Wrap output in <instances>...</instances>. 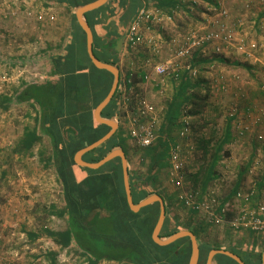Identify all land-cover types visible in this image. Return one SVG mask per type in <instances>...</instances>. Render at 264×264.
I'll list each match as a JSON object with an SVG mask.
<instances>
[{
	"label": "rangeland",
	"instance_id": "1",
	"mask_svg": "<svg viewBox=\"0 0 264 264\" xmlns=\"http://www.w3.org/2000/svg\"><path fill=\"white\" fill-rule=\"evenodd\" d=\"M230 7L232 17H243L244 32L248 37L264 42V0H234ZM76 8L45 0H0V102L3 95L12 93L20 85V77H22L20 71L24 66L21 55L32 57L47 50L56 26L60 28L58 27V43L54 47L58 48L55 51L61 49L72 27L70 22L73 16H76ZM201 8H204L203 1L193 13L198 18L201 15ZM199 23L200 20L194 18L192 25L178 26L177 31L172 30L171 33L184 32ZM84 49L89 55L87 45ZM217 56L222 59L214 60V67H210L207 61ZM30 63L34 66L33 61ZM191 64L198 72L196 76L187 78L192 83L187 93L191 95V102L185 104L180 116L182 120L184 113L190 115L191 140L196 144L194 150L183 145L187 159V186L193 188V179L187 177L204 163L202 150L199 151L197 147L200 138H209L213 135V139L214 133L217 136L215 138L221 137L226 122L231 116L234 117L236 132L243 125L249 124L251 127L250 131L239 138L245 139L244 147H248L246 150L248 158L253 156V159L263 160L259 174L249 173L259 179L262 176L261 172L264 171V145L256 143L255 135L257 131L264 132V122L257 120L261 109L264 108V97L260 90L258 75L253 74L251 66L240 61L235 53L223 57L213 52L211 48L195 56ZM217 74L225 75L226 90L219 89L212 82ZM237 75L239 78L236 77ZM181 79H166L165 88L159 93L156 103L159 107L161 128L167 119L168 106ZM27 109L28 113L26 108L19 104H13L8 110L0 109V252L3 261L8 264H51L49 251L53 250L58 252L57 264H85V255L79 250L71 247L60 248L53 237L46 232L47 227L54 230L62 229L67 223L63 218L51 216L53 199L51 189L54 186L46 184V181L42 182L45 179L47 182L51 181V169L43 172L48 167H44L35 157L36 147L31 150L20 149L19 141L22 139L25 127L34 124V110ZM179 130L178 139L173 143L183 142ZM171 135L176 137V130H173ZM41 142H43L44 156L47 157L50 144ZM160 171L161 180L168 179L166 169ZM234 174L231 175L234 178L227 175L217 177L210 184L209 189L221 199L230 197L236 180ZM200 179L201 176H199V185ZM170 184L174 186L171 182ZM184 209L191 211L186 206ZM193 215L192 213L191 216ZM193 217L194 220L198 219L197 216ZM207 225L209 231L214 229V235L217 234L215 229L219 227L218 225L212 222Z\"/></svg>",
	"mask_w": 264,
	"mask_h": 264
},
{
	"label": "trees",
	"instance_id": "2",
	"mask_svg": "<svg viewBox=\"0 0 264 264\" xmlns=\"http://www.w3.org/2000/svg\"><path fill=\"white\" fill-rule=\"evenodd\" d=\"M45 1L67 4L75 9L77 6L93 0ZM162 1L164 3H161L160 0L158 3L170 7H175L180 2V0ZM120 4L127 8L121 16L124 22L128 20V17H131L133 12L135 13L138 10L139 0H127ZM105 7L109 8L110 6L104 5L85 14L86 20L95 32L93 47L98 57H100L99 55H116L114 54L116 42L105 45L106 41L99 37L95 31V27L101 22V13ZM72 28L71 43L68 45L67 53L62 54L66 55L64 56L65 61L62 63L60 57L57 65L58 71L61 73L66 72V74L57 81L51 80L44 83L22 82L15 91L3 95L0 102V109L4 110H8L13 104L23 102H28L32 109H35L36 105L39 107L37 116H35L36 123L27 125L24 129L23 137L19 141L20 149L31 150L43 140L42 134L48 135L54 149V155H56L54 161L58 169V176L63 183H68L67 171L71 166L70 159L73 157L74 152L98 140L110 130L108 125L95 121L93 117L94 108L99 100L96 99L95 102L88 103V105L84 104V101L87 102L90 98L88 92L90 87L86 85L85 72H76L75 48L78 42H81L85 47L87 37L75 15L72 19ZM106 61L111 62L110 60ZM236 64L241 63L236 62ZM88 70V73L96 74L97 77L108 78L107 83L106 81L102 83L103 79L101 82L92 80L94 90L106 84L109 88L111 87L113 74L109 70L98 68L93 63H91ZM181 78L166 112L167 119L160 131L162 137H159L157 143L146 148V154L150 156L153 165L160 169L170 163L168 157L173 143L172 140H174L171 133L173 130L178 131L181 128L182 108L186 103L191 102V95L187 93L192 83L185 77ZM67 101H71L72 105L66 108ZM114 101L113 99L103 109L102 114L104 117H112L116 114L113 111L116 107ZM233 119V116L228 118L221 137L215 138L217 136L214 133L213 139V135L209 138L202 137L199 144H197V147L202 150L204 163L198 167L197 171L190 173L187 178L193 179V189L200 192V195L208 192L210 184L218 177L216 167L221 158L220 152L224 144L232 139ZM121 133L119 132L118 136L114 134L103 144L88 151L87 154L91 156L88 161L97 162L111 150L124 147L123 141L120 140L123 137ZM88 137H91V139H87ZM49 162L47 161V164ZM105 170H110L112 174L102 179L101 185H95L97 178L92 175L88 176L86 181L81 184L82 196L84 195L82 200H77L71 195V191L78 186L71 188L68 183L69 187L64 188L66 204L57 214L60 216L67 214L69 223L62 229L54 230L49 227L46 229V232L53 237L60 248L75 244L81 250V253L87 257L89 264H98L105 259L118 262L127 260L131 264H188L192 252L189 238L183 244L176 241L166 245L158 244L153 240L152 233L160 214L158 203L155 204L151 212L144 210L146 216L143 217L144 211L135 212L130 208L123 184V169L120 157L107 162L99 170L88 169V172L94 173ZM68 174L70 177L72 176L71 170L68 171ZM199 176H201L200 185L198 184ZM152 180H155V176L152 177ZM238 190L239 184L233 189L231 196H235ZM153 192L144 193L141 199ZM133 193L136 194L134 190ZM134 200L139 202V196H135ZM190 209L193 214L197 212L192 208ZM182 229L183 225L175 223L173 217L168 215L160 236L165 238ZM194 232L199 238V232L196 229H194ZM203 247L207 250L211 248L207 245H203ZM233 251L238 253L247 264H262V251L254 253V250H249L244 254L234 248ZM49 252L51 264H57L58 252L53 250ZM218 257L227 263L239 264L228 255L221 254Z\"/></svg>",
	"mask_w": 264,
	"mask_h": 264
},
{
	"label": "crops",
	"instance_id": "3",
	"mask_svg": "<svg viewBox=\"0 0 264 264\" xmlns=\"http://www.w3.org/2000/svg\"><path fill=\"white\" fill-rule=\"evenodd\" d=\"M94 1V0H93ZM126 2L127 0H108L104 5H109L110 7H105L104 10L102 11V19L101 22L97 24L95 27L96 34L99 35V37L103 38L106 42V44H109L111 42H116V48L114 50V54L116 55H99L103 59H100L107 62L106 60H110L112 64L116 65L119 69V82L118 86L116 88V91L112 97V99L109 101H113L116 103V107H114L113 111L116 113L112 117H104L102 114L103 109L109 104H107L101 111V115L104 118V120H113L116 123V127L114 130V134H119V132H122V137L120 140L123 141L124 147H117L113 150L121 149L124 151L126 158H127V167H128V175H129V181L131 185V191H132V196L133 200L135 196H139L140 200L139 202H134L135 203H140L142 200L145 198L141 199V196L144 193H149L151 191H154L152 194H159L163 198V203L165 205L166 209V218L168 215H171L173 217V220L175 223H179L183 225L182 230H190L194 232V229H196L199 233V238L197 236V240L199 243L200 247V252H199V258L196 264H208V258L211 250L218 249V250H229L233 251V248L238 250L241 254L246 253L249 250H254V253L258 251H264V234L260 233H255L250 230L242 229V230H236L232 227H230L227 224H221L218 225L216 232L217 234L214 235V229H210V231L207 229L210 221H208L205 217L200 212H196L193 216H197L198 219H195V217L191 216L192 212L187 209H184V204L182 201H180V192L181 190L172 187V185L169 182V179H166L165 181L161 180V169L164 170L166 169V172H168L170 163L163 167V168H158L157 166L153 165V162L146 154V148L141 149L135 142L134 140L127 135L126 128L124 121L121 117V114L123 113V105H122V98L120 92L123 91L122 88L126 87L127 89L130 87H134V89H137L138 92L148 96L150 99H152L155 103L158 101L159 98V93L163 92V89L165 86L162 83H154L152 81H147L145 80L144 76L147 71L151 70L150 66L147 64V59L151 57L155 61V56H153V53L150 49L146 47H139L137 50H131L128 48L126 42H125V32L127 30V27L129 26L130 22L132 21V18H134L136 12L131 15V17H128L127 21H124L121 19V16L124 14L125 9H127L125 6H121L120 3ZM159 0H139V7L138 9L145 5L148 7H154L158 6L160 8L170 10L171 7L169 5H162L158 3ZM161 3H164L162 0H160ZM182 2V9L177 13L176 17V25H179L181 27H186L190 26L193 24L194 18H197V20H200L201 18H198L197 16L194 15L192 10H190L189 4L187 3L188 0H180ZM89 3V2H88ZM86 4V3H85ZM67 5V4H66ZM84 5V4H83ZM104 5L100 6L103 7ZM81 6V5H80ZM70 7V6H69ZM79 6H77L78 8ZM99 7V8H100ZM76 8V10H77ZM77 19V17H76ZM78 21V20H77ZM72 22V21H71ZM70 22V25H72ZM79 23V22H78ZM58 27L56 26L54 28L55 34L53 37L50 38V47L45 50L43 53L39 55H33L32 57L30 56H25L21 55L22 62L24 64L23 69L20 71V74L22 77H20V85L22 82H34V83H44L47 81H57L60 80L66 72H60L58 71V60H60L61 57V62L63 63L65 61L66 54L67 53V48L68 45L71 43L72 40V33H73V28H70V31L67 34V37L65 38L64 44L61 46V49L59 51H55V48L57 43H58ZM92 27V26H91ZM60 28V27H59ZM93 29V28H92ZM177 31V29H174ZM94 32V29H93ZM123 39V42H122ZM94 40H95V32H94ZM54 43V45H53ZM55 46V47H54ZM75 61H76V72L82 73L85 72V80H87V84L90 88L88 89V92L90 94V98L84 101V104L88 105V103L95 102L96 99L99 100V103L97 106L94 108L93 111V117L95 121L100 122L97 120L95 116V110L98 107V105L106 99V97L109 95L115 81V76L113 74V81L112 85L109 88L106 85L99 87L98 89L92 88L93 86V81L97 80L99 82L102 81L103 77H97V75H93L89 72V66L91 65L92 60L90 58V55H84L86 54V51L84 49V46L82 45L81 42H78L76 44L75 48ZM203 52V50L196 52L194 55L198 56ZM68 56V55H67ZM97 56V55H96ZM194 56V58H195ZM216 56V55H214ZM98 57V56H97ZM193 58V59H194ZM216 58V59H215ZM106 59V60H105ZM222 59L221 57H212L210 58L207 62L212 65L214 64V60ZM30 61L34 62V66L31 65ZM67 61V58H66ZM193 61V60H192ZM69 62V61H68ZM116 62V63H115ZM209 66V65H208ZM31 67V68H30ZM30 72V73H29ZM188 69L184 70V74H187ZM72 73V72H71ZM74 73V72H73ZM107 79H103L102 83H104ZM131 80V82H130ZM125 81L129 82L128 84H125ZM107 83V81H106ZM97 87V86H95ZM85 98V97H83ZM83 101V100H80ZM19 105H23L24 108H26V113H28L27 108H31V105L28 102H23V103H18ZM72 102L67 101L66 103V108L67 106H71ZM158 105V104H157ZM32 109V108H31ZM35 116H37V113L39 111V107L36 105V108L33 109ZM26 117V116H25ZM34 123H36V119L34 117ZM108 125L110 127V132L113 128L109 123L106 122H100ZM107 132V133H108ZM106 133V134H107ZM173 133V132H172ZM171 133V134H172ZM24 134V133H23ZM104 134V135H106ZM43 135V140L44 143L47 145L48 143L50 144V150L47 151V157H45L44 149L42 148L43 142L37 143L35 145L36 150H35V157L43 163L46 171L43 172H48L47 169H51L50 172L52 173V179L51 181L47 182V180H43L42 182L46 181V184H52L54 187H52V207H51V216L56 217V218H63L65 219L66 223H69V216L67 214H64V216H60L57 214L60 209H62L66 201L64 199V188L65 187H76V189L71 191V195L77 199V200H82V188H80L81 184L86 181V178L88 176L92 175L97 178V181L95 185H101V180L106 178L107 176H111L110 170H105V171H100V172H94L90 173L88 172V169H93V170H99L102 166L105 164H102L98 167H93L90 166V163H95L88 161L89 157H91L89 154H87L88 151L84 152L81 155L82 160L85 163H80L77 160V153L80 149L76 150L73 154V157L70 159L71 166L68 168V171L71 170L72 176L70 177L67 171L68 175V183H63L60 177L58 176V169L55 166V161L54 158L56 155L53 152L54 149L51 146L50 138L48 135L42 134ZM103 135V136H104ZM112 135V136H113ZM102 136V137H103ZM111 136V137H112ZM118 136V135H117ZM162 137V135H160ZM159 136V137H160ZM172 136V135H171ZM176 137L175 139L172 140V142L177 141V131H176ZM23 137V136H22ZM110 137V138H111ZM164 137V135H163ZM240 136L238 135V132L234 130V123L232 121V139L229 140L226 144H224L221 152H220V160L219 163L216 167L217 170V175L220 177L221 175H227V177H230L233 173L234 176L236 177V180L234 182V188L236 185L239 184V190H250L254 189L255 193L253 194L250 205H257L259 202H264V171L261 172V177L258 179L256 178V175H250L249 174V168L252 165V161L254 159L252 157L248 158V154L246 150H248V147H244L245 144V139L239 138ZM109 138V139H110ZM87 139H91V137H88ZM100 139V138H99ZM159 139V138H158ZM158 142V141H157ZM156 142V143H157ZM42 143V144H41ZM93 143V142H92ZM90 143V144H92ZM257 143V142H256ZM88 144V145H90ZM84 148V147H83ZM82 149V148H81ZM92 150V149H91ZM112 151V150H111ZM200 151V149H199ZM246 152V153H245ZM170 153V152H169ZM252 154V153H251ZM55 156V157H54ZM120 157L121 164H122V169H123V161L122 157L120 155L115 156L113 159ZM111 159V160H113ZM50 160V162H49ZM109 160V161H111ZM47 161L49 162L47 164ZM108 161V162H109ZM169 161V157H168ZM187 161V159H186ZM263 161V160H262ZM41 163H39L41 165ZM188 163V162H187ZM243 164V165H242ZM42 165V166H43ZM263 164L259 166V169L256 170V174H259L260 169L262 168ZM71 168V169H70ZM222 173V174H221ZM44 174V173H43ZM167 173L165 174L166 177ZM123 184L125 187V182H124V170H123ZM155 176V180H152V177ZM167 178V177H166ZM231 178H234L231 176ZM160 180V181H159ZM162 182V183H160ZM170 191H169V190ZM56 190V194L54 191ZM133 190L136 194L133 193ZM126 191V189H125ZM156 191V192H155ZM233 193V191H232ZM148 195V196H150ZM147 196V197H148ZM228 196V195H227ZM226 196V197H227ZM127 197V196H126ZM128 201V200H127ZM223 201H227L230 203V211L228 213L229 217L233 216L236 214V212L239 209V206L241 205L242 201L238 199L235 196H231L228 198H223ZM237 202V204H236ZM158 203L160 213H161V207H162V202L161 201H154L146 206L141 207L139 210H133L135 212H143L144 210H147L151 212L154 209L155 204ZM129 204V203H128ZM145 212V211H144ZM143 212V216H146V212ZM191 213V214H190ZM99 215V214H98ZM160 215V214H159ZM96 216V215H95ZM95 218V217H94ZM165 218V220H166ZM177 218V220H176ZM165 223V222H164ZM216 225V224H215ZM163 228V227H162ZM154 231V230H153ZM162 231V229H161ZM195 233V232H194ZM161 234V233H160ZM153 237V233H152ZM161 237V236H160ZM162 238V237H161ZM166 238V237H165ZM188 238L191 240L190 236H184L177 241H179L180 244L185 243ZM164 239V238H163ZM154 240V239H153ZM176 242V241H175ZM162 245V244H161ZM203 245L210 246L211 248L207 250ZM192 246V242H191ZM74 250H79V248L75 245L72 244L70 246ZM81 252V250H79ZM234 252V251H233ZM207 253V255H206ZM225 254V253H217L213 260L211 261L210 264H231L227 263L224 260L219 259V255ZM238 254V253H236ZM227 255V254H225ZM239 255V254H238ZM192 256V252H191ZM190 256V259H191ZM229 256V255H228ZM84 263L89 264L87 257H84ZM98 264H131L129 261L125 260L122 262H118L112 259H105L100 261ZM190 264V260L189 263ZM240 264V263H239ZM263 264V260H262Z\"/></svg>",
	"mask_w": 264,
	"mask_h": 264
},
{
	"label": "built area",
	"instance_id": "4",
	"mask_svg": "<svg viewBox=\"0 0 264 264\" xmlns=\"http://www.w3.org/2000/svg\"><path fill=\"white\" fill-rule=\"evenodd\" d=\"M202 1L204 8L200 10V23L179 33L171 32L179 26L173 23H176L177 13L182 9L183 1L171 7L170 10L157 5L154 7L143 5L138 9L127 27L124 39L130 51L143 46L150 49L155 56V61L151 57L147 59L151 70L146 72L145 80L156 84L164 82L165 86V81L169 78L174 80L181 77L192 78L198 72L191 64L194 54L211 48L219 56L227 57L235 53L240 61L248 63L252 73L258 75L260 90L264 97V42L248 37L244 32L242 16L232 17L230 5L234 0H188V8L194 13ZM210 67H214V64ZM185 69H188L187 74H184ZM236 77L239 78V75ZM225 78V75L217 74L212 82L219 89L226 90ZM128 83L125 81V84ZM122 89L123 91L120 92L123 105L121 117L127 135L141 148L155 144L160 136L161 128L157 103L134 87ZM190 118L188 113L183 114L182 126L179 130V136L183 142L172 143L169 154L168 179L181 190V201L186 207L202 213L208 221L216 225L227 224L236 230L246 229L264 234V202L250 205L255 193L254 189L238 190L236 197L242 203L236 214L229 217L230 203L223 201L212 189L200 195V192L187 186L186 155L183 145L193 150L196 148V144L191 140ZM257 120L264 122V108L261 109ZM250 129L249 124L243 125L238 135L241 137ZM255 141L264 145L263 131L256 132ZM261 164L262 159L255 158L249 173L254 174ZM0 264H8L3 261L1 252Z\"/></svg>",
	"mask_w": 264,
	"mask_h": 264
},
{
	"label": "water",
	"instance_id": "5",
	"mask_svg": "<svg viewBox=\"0 0 264 264\" xmlns=\"http://www.w3.org/2000/svg\"><path fill=\"white\" fill-rule=\"evenodd\" d=\"M107 1L108 0H94L92 2H89V3H86L84 5L79 6L76 10L77 20L87 35L88 54L90 55V58H91L93 64H95L98 68L109 70L115 76L114 85H113L109 95L106 97V99L104 101H102L98 105V107L95 110V116H96L97 120L100 122L109 123L113 129L110 132H108L106 135L101 137L100 139L94 141L92 144L87 145L78 151L76 157L80 163H85L82 160L81 155L84 152L91 150V149H94L95 147L106 142L113 135L115 127H116V123L113 120H104V118L101 115V111L109 103V101L112 99V97L116 91V88H117L118 82H119V69L116 65H114L110 62H105L96 56V54L94 52V47H93L94 32H93L91 25L89 24V22L85 18V14L88 11L96 9V8L104 5ZM122 42H123V39H122ZM117 155H120L122 157L126 196H127V200H128L129 205L131 206V208L134 210H139L141 207L146 206V205H148L154 201L158 200V201L162 202L161 213L159 215V219H158L156 226L154 228V231H153L154 241L158 244L166 245V244H170L172 242H175L184 236H190L191 242H192V256L190 259V264H196L198 261V258H199L200 247H199V243L197 240V236L193 231L179 230V231L171 234L170 236H168L164 239L160 237L161 229L164 225L165 218H166V209H165V205L163 203V198L159 194H153V195L146 197L140 203L134 202L133 196H132V191H131V185H130V181H129V175H128L127 158H126V155H125L123 150H121V149L112 150L105 157L100 159L99 161H97L95 163H90L89 165L93 166V167H98L102 164H105L109 160L113 159ZM220 252L229 255L231 258H233L234 260H236L240 264H247L243 260V258L240 255L236 254L235 252L229 251V250H218V249L211 250V252L209 254V258H208V264H210L211 261L213 260V258L215 257V255L217 253H220ZM261 254H262V260H263V264H264V251Z\"/></svg>",
	"mask_w": 264,
	"mask_h": 264
},
{
	"label": "bare ground",
	"instance_id": "6",
	"mask_svg": "<svg viewBox=\"0 0 264 264\" xmlns=\"http://www.w3.org/2000/svg\"><path fill=\"white\" fill-rule=\"evenodd\" d=\"M82 8V7H81Z\"/></svg>",
	"mask_w": 264,
	"mask_h": 264
}]
</instances>
